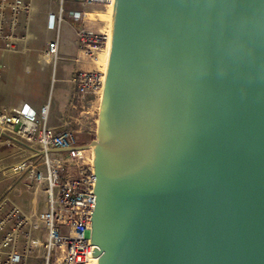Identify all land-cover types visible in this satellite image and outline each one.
I'll use <instances>...</instances> for the list:
<instances>
[{
	"label": "water",
	"instance_id": "95a60500",
	"mask_svg": "<svg viewBox=\"0 0 264 264\" xmlns=\"http://www.w3.org/2000/svg\"><path fill=\"white\" fill-rule=\"evenodd\" d=\"M78 148L89 264H264V0H114Z\"/></svg>",
	"mask_w": 264,
	"mask_h": 264
},
{
	"label": "built area",
	"instance_id": "2783aa9c",
	"mask_svg": "<svg viewBox=\"0 0 264 264\" xmlns=\"http://www.w3.org/2000/svg\"><path fill=\"white\" fill-rule=\"evenodd\" d=\"M113 2L79 0V8L66 9L60 0L56 11L47 12V28L54 29L57 35L46 43L41 56L55 64L60 26L65 21L74 22L77 23L73 28L76 48L81 57L94 65L91 69H77L70 77L71 107L75 106V100L87 95L100 98L105 69L99 58L108 47L110 31L89 26L86 7ZM31 3L32 0H0V50L18 51L23 39L18 36L19 16L28 13ZM47 109V104L38 110L27 104L0 109V140L21 138L34 146L35 154L43 159V168L34 170V179L39 184L45 183L47 204L46 210L29 214L15 205L6 213L0 209V264H29L31 258L39 259L41 264L90 262L91 216L95 206L92 159L84 161L77 131L67 123L58 127L47 125ZM67 164L74 166L71 173L65 169ZM37 226L39 231L34 233ZM40 248L41 256L37 253Z\"/></svg>",
	"mask_w": 264,
	"mask_h": 264
},
{
	"label": "crops",
	"instance_id": "0c3cea01",
	"mask_svg": "<svg viewBox=\"0 0 264 264\" xmlns=\"http://www.w3.org/2000/svg\"><path fill=\"white\" fill-rule=\"evenodd\" d=\"M32 3V10H38L40 12L39 21L42 23L44 33L46 34V38L41 37L39 43L36 44L38 49L39 47H44L48 41L54 39L57 35L54 29L47 28L46 16L49 10H57L60 0H48V3L46 1V5H40L39 0H32ZM70 8L72 7L66 9ZM86 11L88 12L87 16H89V12H98L90 11L87 8ZM30 20L31 18L27 17L26 12L21 13L19 16L20 24L17 29L18 32L28 33V48L25 51L16 52L0 50V109L18 107L27 104L38 110L43 104H47V125L58 127L63 123L69 124L74 120H78V118L72 114V111L70 113V111L67 110V106L73 93V83L70 81V77L75 70L82 68L91 69L94 65L81 57L74 43L73 28L77 26V23L68 21L63 22L60 26L58 33V58L55 66L50 65L47 59L46 63H44V57H42L43 63H40V61L36 59L35 53L29 48L33 36L30 29ZM92 26L94 27L95 24H92L91 27ZM94 28L96 30L102 29V27L98 28L96 26ZM52 81L57 85L58 91L56 100L53 104L50 103L48 96L49 87ZM67 84L70 86V92L68 97L64 99L61 95V91ZM85 97H90V95ZM93 99L90 100L92 107L95 105V99L97 98ZM99 101L100 100H98V108ZM86 152L87 151L84 150V161L89 162L91 161V158H89V155ZM46 208L47 204L45 201L44 210H46Z\"/></svg>",
	"mask_w": 264,
	"mask_h": 264
},
{
	"label": "rangeland",
	"instance_id": "374dc122",
	"mask_svg": "<svg viewBox=\"0 0 264 264\" xmlns=\"http://www.w3.org/2000/svg\"><path fill=\"white\" fill-rule=\"evenodd\" d=\"M39 1L40 5H46V1L48 3V0ZM63 3L66 8H79V0H63ZM32 5L33 3H31V6ZM86 8L90 11H98L96 13L91 12L92 18L88 16L90 18V20H87L88 25L91 26L92 24H95L98 28H103L105 25V27H107V6L90 4ZM27 17L31 18L30 29L33 35L29 48L35 53L36 59L39 60L40 63H43L41 50L45 46L42 48L39 47L38 49L36 47V44L39 43L41 37L46 38L42 23L39 21L40 12L38 10H29ZM19 33L18 36H23V39L20 41L18 51H25L28 48V33ZM44 63H46V60H44ZM49 64L52 65L51 62H49ZM53 66H55V64ZM69 92L70 86L67 84L61 91V95L64 99L68 97ZM57 94V85L52 81L48 91L51 104L55 102ZM93 98L97 99H95V105L92 107L90 100ZM98 100H100L99 97L90 95V97H85L78 101L75 100V102H73L75 105L74 107H71L70 105L71 99L69 101L67 110L70 111V113L72 111V114L75 115L78 120H74L67 125L77 131L80 144L90 143L96 137ZM34 148V146H31L21 138L2 137L0 140V209L3 213H6L14 205L28 214L45 209L46 193L44 192V188L46 185L45 183L39 184L34 179V170L43 168V159L35 154ZM86 151L89 158H92V150L86 149ZM21 166H23V168H21ZM73 167L72 164L65 165V169L69 170L70 173ZM38 227L39 226L33 229L34 233ZM42 252L43 250L41 248L37 250V253L40 256ZM33 263L41 264V261H39V259L31 258L29 264Z\"/></svg>",
	"mask_w": 264,
	"mask_h": 264
},
{
	"label": "bare ground",
	"instance_id": "6f19581e",
	"mask_svg": "<svg viewBox=\"0 0 264 264\" xmlns=\"http://www.w3.org/2000/svg\"><path fill=\"white\" fill-rule=\"evenodd\" d=\"M107 9H108V24H107V27H105L106 29H108L110 31V23H111V18H112V9H113V3H110L107 5ZM30 10H32V6L30 7ZM89 17L92 18V14L91 12H89ZM109 45V44H108ZM107 52H108V47L104 49V51L102 52V54L100 55V58H99V62L101 63L102 65V68L105 69L106 67V60H107ZM45 60H46V57H44ZM32 152V151H31Z\"/></svg>",
	"mask_w": 264,
	"mask_h": 264
}]
</instances>
